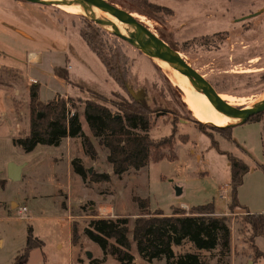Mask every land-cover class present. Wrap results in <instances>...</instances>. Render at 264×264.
<instances>
[{
	"label": "rangeland",
	"instance_id": "1",
	"mask_svg": "<svg viewBox=\"0 0 264 264\" xmlns=\"http://www.w3.org/2000/svg\"><path fill=\"white\" fill-rule=\"evenodd\" d=\"M149 1L170 9L171 13L161 10L149 20L135 13L133 16L152 32L161 33L211 83L221 99L245 107L263 97L264 0ZM29 4L34 23L40 24L41 19L49 25L28 29L39 34L36 37L41 40L35 41L33 49L46 47L51 52L44 54L40 68L21 69L39 80L40 101L46 102L56 95L72 99L68 106L72 105L70 108L77 113L95 155L90 157L85 152L81 137H65L58 146L38 144L28 153L13 145L14 139L28 134L30 118L38 114L29 107L28 88L34 82L13 70L0 68V264H12L22 252L28 228L32 229L33 241L39 239L43 246L31 249L25 264H89L91 259L113 264L114 258L102 254L96 243L83 236L82 229L97 216L114 217L121 213L132 221L138 213L134 197L147 199L150 213L161 210L170 215L175 207L188 213L190 207L209 202L215 205L214 210L223 213L231 202L230 187L222 190L230 181L228 154L249 167L236 191L238 206L227 217L230 251L224 257H219L216 249L197 252L205 264H252L246 263L252 259L248 253L253 254L247 214L264 213V111L259 121L249 119L236 126L210 124L186 106L183 102L186 96L179 86L131 42L82 15L67 13L57 6ZM82 17L104 31L101 39L106 47L124 54L127 87L152 110L148 136L153 139L170 136L173 122L172 145L162 150L163 157L122 177L112 173L106 159L108 151L92 137L83 118V107L85 100L93 99L116 113L115 105L120 99L114 93L126 99L128 93L107 74L100 59L79 36L80 29L89 26ZM53 43L55 48L51 46ZM0 46L4 48L7 44L0 40ZM64 51L71 61L66 80L73 82H69L73 87L51 75V66H62ZM60 70L62 74L66 71ZM62 92L69 96L61 95ZM229 129L228 139L225 137ZM74 160L84 167L85 175L74 171L71 165ZM10 161L24 165L17 181L7 178ZM93 173H107L110 179L95 182L90 178ZM105 202L113 204L111 214L106 213L110 211L108 207L102 206ZM72 226L77 231L73 245ZM254 244L264 252V236H255ZM173 251L178 254L196 250L185 242L174 246ZM130 252L134 264H165L164 260L141 259L133 244ZM254 264H264V258Z\"/></svg>",
	"mask_w": 264,
	"mask_h": 264
},
{
	"label": "trees",
	"instance_id": "2",
	"mask_svg": "<svg viewBox=\"0 0 264 264\" xmlns=\"http://www.w3.org/2000/svg\"><path fill=\"white\" fill-rule=\"evenodd\" d=\"M106 1L148 20L153 19L161 10L171 13L170 9L156 5L149 0ZM82 19L89 26L80 29V37L100 59L107 74L127 92L124 54L106 47L101 39L104 31L92 20L84 17ZM157 35L166 42L161 33L157 32ZM60 71L62 70L59 68L55 69V74L66 79V72L62 74ZM38 91V83H33L28 88L30 110L38 114L30 118L28 134L25 137L14 139L13 145L19 146L25 153H28L38 144L58 146L65 137H81L85 152L90 157H94L93 145L89 138L84 136L77 113L70 108L72 105L68 106L72 99L69 97L64 99L56 95L53 99L42 102L39 100ZM114 95L120 99V103L115 105L116 113H111L108 107L99 101L88 99L84 101L83 118L92 137L107 149L106 159L111 165L112 173L116 177H122L130 170H140L149 161H159L163 157L162 150L172 145L174 129L172 122L170 136L159 139L149 137L147 131L152 110L144 99L136 100L129 94L126 99L117 92ZM260 114L249 119L259 121ZM38 115H40L39 118ZM136 130L141 133H136ZM225 138H230V129ZM227 161L230 168L229 187L231 190V202L228 208L232 210L238 206L236 191L242 183L244 174L249 171V167L242 160L230 154L227 155ZM71 165L78 175L86 174L84 167L77 161L74 160ZM90 178L95 182L110 179L107 173H93ZM133 200L137 204L138 213L132 221L127 216H97L90 219L82 229L83 236L96 243L102 254H109L114 258L113 264H134V258L130 252L132 244L137 255L147 262L164 260L165 264H205L197 251L211 252L215 249L219 257L228 255L231 234L227 217L214 215L212 202L192 206L188 213H185L181 207H175L171 209L170 215H164L161 210L150 213L147 199L134 197ZM247 216V223L251 230L250 246L254 254L252 257L253 259L264 258V253L259 251L253 243L255 236H264V215L249 212ZM70 234L71 244H76L75 226L71 227ZM185 242H189L196 251L175 254L173 247L181 246ZM42 246L41 240L33 241L32 229L28 228L25 246L22 252L15 256L12 264H25L30 250ZM89 264H100V260L91 259Z\"/></svg>",
	"mask_w": 264,
	"mask_h": 264
},
{
	"label": "water",
	"instance_id": "3",
	"mask_svg": "<svg viewBox=\"0 0 264 264\" xmlns=\"http://www.w3.org/2000/svg\"><path fill=\"white\" fill-rule=\"evenodd\" d=\"M39 5L57 6L61 4H69L73 0H21ZM87 3L96 9H100L115 19L121 21L127 28L137 33L138 41L133 45L142 53L152 59H157L160 63L166 65L170 69L186 76L191 83L200 91V93L226 117L236 120L234 125L246 122L252 116L262 113L264 111V100L257 102L250 107H239L229 104L227 101L220 98L219 93L197 70H195L183 57L180 56L179 51L175 50L168 43L158 37L152 32L142 21L133 16V13L119 8L118 6L106 0H86ZM94 20V19H92ZM95 21V20H94ZM97 22V21H95ZM98 23V22H97ZM109 30V29H108ZM111 31V30H109ZM114 35L122 37L119 33L111 31ZM149 45L150 47H147ZM127 93L134 99L135 97L131 90L126 85ZM40 115H38V118ZM23 164H16L15 162H8L6 167L7 178L12 181H17L21 178ZM178 192V189H177ZM87 258L90 259V253L87 252Z\"/></svg>",
	"mask_w": 264,
	"mask_h": 264
},
{
	"label": "crops",
	"instance_id": "4",
	"mask_svg": "<svg viewBox=\"0 0 264 264\" xmlns=\"http://www.w3.org/2000/svg\"><path fill=\"white\" fill-rule=\"evenodd\" d=\"M32 10L33 8L30 6V4L25 1L0 0V40L1 42L7 44V46L4 48L0 46V68L3 67V68H6L7 70H13L14 72L19 73V75H21L22 77L27 78L28 80L34 83H38V86L40 87V82L36 76L30 75L27 72H23L22 71L23 69H21L23 66H27V67L34 66L36 67V69L40 68L41 66L40 64H42L43 62L44 54L46 55L47 51L51 52L49 48H46V47L45 49L44 48L33 49L35 45V41L41 42V40L37 39L36 37L39 34H34L33 32L30 33L28 29L29 30L33 29L34 26L36 28L37 27L40 28L42 25H46L47 27L49 25L46 24V22H44L41 19H40V24L34 23L35 21L33 20ZM59 32H61V30H59ZM54 44L55 43L51 45L52 48L56 47ZM63 54H65V57L63 59L62 66H60L59 69L66 70L65 72L69 79V70L71 68V61H69L66 51H64ZM51 67H52L51 75L54 78L62 79L67 84L71 82L70 80L63 79L59 77L58 75H56L55 69H58V68H54L53 66ZM38 94H39V91H38ZM61 95L69 96V93L62 92ZM81 126H82V123H81ZM228 166H229V163H228ZM227 188H229V185L225 184L222 187V190H227ZM102 206H105V208L108 207L110 211H106V213L111 214L113 210L112 209L113 204H109V202H105V204H103ZM181 206L188 207L186 204H182ZM214 209H215V205H214ZM214 211H215L214 215L216 216L228 217L231 214L229 209L223 213L217 212L216 210ZM261 214L264 215V213H261ZM119 216H123V215L120 213ZM253 243H254V239H253ZM248 257H252V254L248 253ZM259 259L261 258L253 259L252 257V259H247L246 263L248 261L249 263L252 261V264H254Z\"/></svg>",
	"mask_w": 264,
	"mask_h": 264
},
{
	"label": "bare ground",
	"instance_id": "5",
	"mask_svg": "<svg viewBox=\"0 0 264 264\" xmlns=\"http://www.w3.org/2000/svg\"><path fill=\"white\" fill-rule=\"evenodd\" d=\"M57 7L70 14L82 15L86 18L94 19L102 27L119 33L123 39L131 42L132 44L138 41L136 32L127 28L124 23L115 19L108 13L100 9L92 8L86 0H73L69 4H61L57 5ZM147 47L150 46L147 45ZM152 60L161 67L168 79L174 81L179 86L183 94L186 96L183 98V102L190 110L196 112L199 116L206 119V121L213 125L218 124L219 122L222 126L229 123H235L236 120L226 117L215 109V107H213V105L200 93V91L186 76L170 69L166 65L160 63L157 59ZM263 100L264 93L263 97L258 102ZM245 107H250V105Z\"/></svg>",
	"mask_w": 264,
	"mask_h": 264
},
{
	"label": "built area",
	"instance_id": "6",
	"mask_svg": "<svg viewBox=\"0 0 264 264\" xmlns=\"http://www.w3.org/2000/svg\"><path fill=\"white\" fill-rule=\"evenodd\" d=\"M81 204H82V202H81L79 205H81ZM79 205H78V206H79ZM21 211H23V212H24V211H25V208H24V207H22V208H21Z\"/></svg>",
	"mask_w": 264,
	"mask_h": 264
}]
</instances>
